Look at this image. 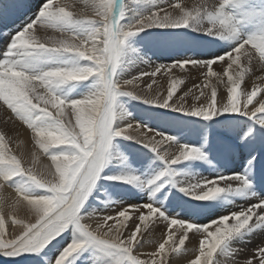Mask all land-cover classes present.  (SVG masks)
<instances>
[{
	"label": "snow or ice",
	"instance_id": "6c2138e0",
	"mask_svg": "<svg viewBox=\"0 0 264 264\" xmlns=\"http://www.w3.org/2000/svg\"><path fill=\"white\" fill-rule=\"evenodd\" d=\"M230 3L232 0H194L189 5L170 0L127 29H121L117 26L114 0H83L84 9L79 13L69 10L76 5L67 0H43L13 31L9 24L25 15L28 0H0V25L11 37L4 58L0 59V102L31 130L34 146L39 150V155L37 151L30 155L17 154L0 134V256L9 259L26 254L39 256L74 226L80 238L61 251L55 264H72L74 257L92 246L115 250L119 256L117 264H168L170 254L186 251L184 245L189 232L199 234L198 255L191 264H218L220 256L225 257L223 264L226 261L241 264L236 257L242 250L226 251V248L237 237L264 228V200L207 225L171 218L153 203L125 204L114 214L99 215L94 211L85 214V203L101 175L114 137L123 136L150 148L169 168L204 158L200 148L174 145L171 135L137 121L115 128L116 102L120 96L138 98L150 105L205 120L222 114H240L264 125V95L255 99L264 88L257 85L241 91L253 60L264 64V35L238 40L235 47L208 59L185 57L171 64L153 65L150 71H139L126 80L115 76L126 42L149 29L186 28L213 40L236 36L239 21L228 14ZM246 46L250 47L246 49ZM242 50L248 66L241 63ZM62 53L76 54L90 66L53 67L38 74L30 71L44 57ZM214 65L218 70H213ZM175 69L185 77H190L192 70L203 71L202 84L197 83L176 96L184 79L174 73ZM158 76L167 84L166 88L157 80ZM90 77L95 78L97 87L89 96L69 101L58 94V86ZM153 85L157 87L154 89ZM220 86L226 93L220 95L218 103ZM41 155L47 157V163L41 162ZM115 179L134 183L139 178ZM32 185L44 191H33ZM249 186L251 181L247 176L231 173L190 185L184 191L197 201L211 202ZM9 189L13 194H7ZM21 211L27 220L17 218ZM130 211L136 217L131 227L127 223ZM152 218L166 221L172 228L178 226L177 231L182 233L179 239L169 230L167 238L159 242L162 235L148 231ZM9 222L19 226V231L9 235ZM154 244H158L154 251L142 252ZM142 254L146 258H140ZM242 264H264V243Z\"/></svg>",
	"mask_w": 264,
	"mask_h": 264
},
{
	"label": "rangeland",
	"instance_id": "374dc122",
	"mask_svg": "<svg viewBox=\"0 0 264 264\" xmlns=\"http://www.w3.org/2000/svg\"><path fill=\"white\" fill-rule=\"evenodd\" d=\"M42 2L43 0H28L29 7L26 9L25 15L21 16L19 19L14 18V23L9 24V29L14 31L19 28L24 20L28 16H31ZM67 2L76 5L74 9H69L70 11L79 13L84 9L83 0H67ZM114 2L115 8H117L116 12L119 14L117 26L121 29H127V27L135 21L147 16L153 12L156 7L169 3L170 0H114ZM174 2L191 5L194 0H174ZM227 12L239 21L237 24L239 32L236 36H230L226 39L213 40L211 37H208L199 31L186 28H154L129 38L123 49L121 60L116 70V79L126 80L139 71H150V67L153 65L171 64L174 60L185 57L208 59L213 55L223 54L225 51L235 47L238 40L264 35V0H232V3L227 7ZM202 23L203 22H201V25ZM0 32L4 33V35H0V59H3L11 37L10 34L6 32L3 25H0ZM247 47L249 48L250 46ZM240 55L241 63L248 66L246 64V58L243 56V50ZM87 66H90V64L86 59L80 58L76 54L62 53L44 57V59L41 60L38 65L30 69V71L38 74L40 71L53 67L71 68ZM258 66L259 61L253 60L249 67V71L245 74L244 81L241 84L242 92L243 89L247 87L246 79L248 78V75L253 73L255 69L259 68ZM213 70H218L215 65L213 66ZM173 71L177 76L184 79V84L178 87L176 96L182 95L185 90L193 88L197 83L202 84L204 79L203 71L197 72L196 70H192L190 77H185L178 69ZM145 79H147V77H145ZM157 80L160 81L163 88L167 87V84L164 83L162 77L158 76ZM96 87L97 82L95 78L90 77L84 81L66 82L63 85L58 86L57 91L62 98L71 101L89 96L96 90ZM142 87L146 88V85H142ZM156 87L157 85H153L154 89ZM193 90L195 91V89ZM205 91L207 92L209 90L205 89ZM222 93H226V89H224L223 86H220L218 87V100ZM259 95L260 93L257 94V97ZM176 96H174V99ZM257 97L255 99H259ZM188 101L189 103L192 102L191 97L188 98ZM7 110L9 111L10 109H8L3 102H0V134H3L9 142V138L6 135L10 132L11 127L9 124L7 125L5 120V112H7ZM115 111L116 118L114 120V127L117 129L122 127V125L124 126L125 123H130V120L131 122L137 121L142 125H146L149 129H156L154 126L157 121H164V125H160L158 129L161 128L162 130V128H167L168 134L174 137V144L195 146L200 148L204 153V158L197 159L198 162L197 160L188 161L189 163H192H190L192 168L198 170L195 165L200 162H206V164L209 165V167L206 166V169L209 168L210 170L206 172L208 174H205L204 177H208L211 174L212 177H216L229 175L224 173L229 167H231L232 169L230 170L235 169L234 173L240 172L239 174L247 176L251 181V186L247 188H249L248 191H252L254 197L252 195L248 197L253 200L257 196L264 200V125L257 123L254 119L240 114H223L215 119L205 120L203 117H194L186 113H180L163 107L150 105L142 102L138 98L129 96H120L117 98ZM9 112L15 117L11 110ZM15 118L18 122L23 124V122L17 117ZM122 120L124 121L122 122ZM23 125L27 128L25 124ZM238 127H243L244 131L241 136H239V138H241L240 142L237 143L239 144V147H234V140L236 139L237 142L239 141L238 134L236 135V133H234V130ZM28 130L30 131V129ZM222 142L224 143V146L219 145ZM228 145H230V147ZM237 149H239V151L236 152L235 150ZM231 152L232 155L233 153L235 154L236 160L234 161V165L229 166V164H227L229 161L227 155L229 154V156H231ZM217 157L220 159L223 157V161L221 159V165L219 164V166L215 167L214 161ZM177 165H175L176 167L172 166L169 168L168 165L160 160L159 155L153 153L150 148L143 146L135 140L124 138L123 136L114 137L107 154L106 163L101 170V175L97 179V182L85 203V208L87 207L86 209H88L85 214L93 211L99 215L106 212L108 213L113 209L112 207L115 206V208H119L136 195L139 200L136 201V204L153 203L157 208L165 211V214L169 215L171 218L191 221L192 218L189 216L190 213L196 211L197 208H200V215L197 217L198 221H200L204 218L205 214L203 212L207 210L206 207L211 205V209L214 210L215 206L222 201L220 198L222 195L211 202L195 200L194 197L189 196L184 191V189L187 188V183H183V180L189 175V173L184 172V170ZM219 169L223 171V174L221 170L219 173L218 171L216 172V170ZM173 171L175 172L173 173ZM162 173H164L163 176L161 175ZM180 173L183 174V176H180ZM123 176H136L139 179L134 183H127L115 179ZM158 176L160 177L159 180L156 179ZM177 177H181V179ZM212 177H210V179ZM198 180L199 179H196L195 182L193 180L191 183H197L199 182ZM247 188H244L243 191H241L242 193L239 192L240 194H237L238 192L228 193L232 198L231 203L233 200L236 201L238 198H243L245 192H247ZM31 190L36 192L44 191L35 185L31 186ZM121 191H123L122 194H120ZM243 194L244 196H242ZM248 194L250 195L251 193ZM105 197H107V199ZM173 198L174 200L176 199L175 202L178 204L176 203L174 205L168 203L172 202ZM96 200H99L98 202H100V200L101 202L104 201L103 203L105 206L101 202V204L98 203ZM135 200L137 199L135 198ZM94 201H96L97 205ZM241 202L242 201H240V203ZM231 203H228L227 205ZM168 204L169 206H167ZM227 205L223 207L227 208ZM194 218L195 217H193V219ZM217 218H209L205 222H202V225H206L209 221L216 220ZM191 222L195 224L197 223L198 225L201 224L197 221ZM80 235L81 234L75 230L74 226H70L61 237L54 240L48 248L40 253L39 256L26 254L25 256H20L16 259H9L0 256V264H55L61 251L74 239L80 238ZM243 236L244 235L232 240L226 248V251L238 248H240L239 250H242V253L236 257V259L241 261V264L245 257L243 254L246 252H244L243 249L249 248L246 244L248 243L246 240L247 237ZM250 240L252 241V239ZM263 241L264 238L261 236L254 245L257 246ZM192 250L195 251L196 249L188 248L181 254H173H175V258H177V256L183 258V256L191 254ZM118 259L119 256L115 250H106L92 246L84 250L77 257H74L72 264H117ZM220 259H225V257L220 256L218 258V264L221 263ZM228 259L230 260L231 258Z\"/></svg>",
	"mask_w": 264,
	"mask_h": 264
},
{
	"label": "bare ground",
	"instance_id": "6f19581e",
	"mask_svg": "<svg viewBox=\"0 0 264 264\" xmlns=\"http://www.w3.org/2000/svg\"><path fill=\"white\" fill-rule=\"evenodd\" d=\"M118 5V4H117ZM120 8V7H119ZM170 10V9H169ZM115 11H117V8H115ZM119 11V10H118ZM171 11V10H170ZM118 15L119 14H117V12H116V20L118 19ZM121 15V14H120ZM118 23V22H117ZM248 47L246 46V49H247ZM259 68H257V69H255V71L253 72V73H250L249 75H248V78L246 79V86H247V88L249 89V90H251V88L252 87H255V86H257V85H259L260 87H262V88H264V79H261V77H264V65H262L260 62H259V66H258ZM122 74V73H121ZM118 78V77H117ZM125 80V79H124ZM252 82H254V83H252ZM250 83H252V84H250ZM96 84V83H95ZM250 84V85H249ZM260 93V95L257 97V98H260V96L261 95H264V92H258V94ZM219 101V100H218ZM255 103V102H254ZM10 111V110H9ZM8 110H7V112H5V120H6V123H7V125L9 124L10 125V127H11V130H10V132L8 133V135H6L8 138H9V144H10V146H11V148H12V150H13V152H15V153H17V154H21V153H23V154H26V155H30V153L31 152H33V151H37V154L39 155V150L38 149H36L35 148V146H34V141H33V139H32V133H31V130L29 131L23 124H21L20 122H18V120L14 117V116H12L11 115V113L9 112ZM223 115V114H222ZM124 118V117H123ZM121 119V118H120ZM215 119V118H214ZM128 120V119H127ZM124 120H122V122H123ZM130 122H131V120H130ZM164 121H157V123H156V125L154 126L156 129H153V130H156V131H158V132H161V133H165V134H168V129L167 128H162V130H161V128L160 129H158V127H160V125H164V123H163ZM126 124V123H125ZM124 124V125H125ZM230 124H232V123H230ZM120 125V124H119ZM227 125H229V124H227ZM122 127H123V125H122ZM168 127V126H167ZM120 128V127H119ZM171 128V127H170ZM150 129H152V128H150ZM173 129V128H172ZM3 131V130H2ZM5 131H7V130H5ZM243 131H244V128L243 127H238L237 129H235L234 130V133H236V135L238 134V138H239V136H241V134L243 133ZM172 132V131H171ZM169 135V134H168ZM7 138V139H8ZM227 140V139H226ZM240 140H241V138H239V141L237 142L236 141V139L234 140V142H233V144H234V147H239V144H237V143H239L240 142ZM233 141V140H232ZM245 143V142H244ZM226 144V143H225ZM174 145H178V144H174ZM220 146H224V143L222 142V143H220L219 144ZM215 146V145H214ZM229 147H230V145H228ZM232 147V146H231ZM236 149V148H235ZM174 150V149H173ZM220 150H221V148H220ZM225 150H228V149H225ZM230 151V150H229ZM234 151V150H233ZM232 151V152H233ZM236 152L237 151H239V149H237V150H235ZM226 152V151H225ZM232 152L230 153L231 154V156H229V154L227 155L228 156V163L227 164H229V166L231 165H234V161L236 160L235 159V154L233 153V155H232ZM220 153V152H219ZM218 154V153H217ZM214 156V155H213ZM216 156H218V155H216ZM220 156V155H219ZM222 156H224V155H222ZM215 157V156H214ZM232 157V158H231ZM223 158V157H222ZM221 158V159H222ZM220 158H215V167L216 166H219V164H220V160H221ZM40 160H41V162H43V163H47L48 162V160H47V157H44V156H40ZM210 161V160H209ZM222 161H223V159H222ZM193 162V161H192ZM197 162H198V160H197ZM203 162V161H202ZM120 163V162H119ZM191 163V162H190ZM188 161H186V162H182V163H179L177 166H179V167H181V169L182 170H184V172H188L189 173V175L183 180V183H187L186 184V187H188V186H190V185H194V184H197V183H200V182H202V181H204V180H208V178L210 179V177H212L211 175L210 176H208V177H204L205 176V174L207 175L208 173H206V172H208V170H210L209 168L208 169H206V166L207 167H209V165L208 164H206V162L205 163H197L195 166L198 168V170L197 169H194V168H192L191 166V164H190ZM195 163V162H194ZM208 163V162H207ZM116 165V164H115ZM221 165V164H220ZM241 166V165H240ZM176 167V166H175ZM225 167V166H224ZM253 167V166H252ZM36 168L37 169H39L40 168V165L39 164H37L36 165ZM126 168V167H125ZM210 168H212V167H210ZM219 168V167H218ZM230 169H232L231 167H229L228 168V170L227 171H225V173L224 174H231V173H234V170L235 169H233V170H230ZM153 170V169H152ZM174 170V169H173ZM220 170L221 169H219V170H216V172L218 171V173L220 172ZM179 171V170H178ZM238 171V170H237ZM175 171H173V173H174ZM181 172H183V171H181ZM183 172V173H184ZM211 172V171H210ZM214 172H215V170H214ZM221 172H222V174H223V171L221 170ZM170 173V172H169ZM172 173V174H173ZM240 173V172H239ZM178 174V173H177ZM181 174V173H180ZM186 174V173H185ZM184 174V175H185ZM216 174V173H215ZM180 176H183V174H181ZM223 176V175H222ZM226 176V175H225ZM103 177V176H102ZM173 178H174V176H173ZM177 178H180L181 179V177H177ZM183 178V177H182ZM108 179V178H107ZM110 179V178H109ZM113 179V178H112ZM192 179V180H191ZM196 179H199L198 181L199 182H197V183H191V182H193V180H194V182L196 181ZM121 181V180H120ZM183 183H181V184H183ZM170 184V183H169ZM118 186V185H117ZM180 186V185H179ZM221 186H223V182H221ZM171 187V186H170ZM174 187V186H173ZM251 188V187H250ZM178 189V188H177ZM248 189L249 188H247V192H245V196H244V194L242 195V196H244L243 198H238V199H236V201L235 200H233L232 201V203H231V200H232V198H231V196L227 193H225V194H223L220 198L222 199V201H220V203H218L216 206H215V208H214V210L213 209H211V205L210 206H207L206 207V211H204L203 213L205 214L204 215V218L203 219H201L200 221H198V215H200V208H197V210L196 211H194V212H192V213H190V218H192V220L191 221H197V222H199V223H201L200 225H202V222H205L206 220H208L209 218H217V217H222V216H225V215H228L229 213H231V212H234V211H238V210H240V209H243V208H245V207H247L249 204H254V203H256L258 200H262V199H260L259 197H255L253 200L250 198V197H248V196H253V194H252V191L251 190H249V191H251V192H249L248 191ZM178 191H179V189H178ZM241 191H243V190H241ZM241 191H239V192H241ZM112 192V191H111ZM111 192H110V194H111ZM151 192V191H150ZM237 193V194H240V193ZM123 193V191H121L120 192V194H122ZM182 193V192H181ZM233 193H236V192H233ZM242 193V192H241ZM248 193H251L250 195L248 194ZM254 193V192H253ZM7 194H13V190H11V189H9L8 190V192H7ZM104 195H105V193H104ZM113 195V194H112ZM116 195V194H115ZM255 195V194H254ZM146 196V195H145ZM175 196V195H174ZM238 196V195H237ZM260 196V195H259ZM148 197V196H147ZM178 197V196H177ZM235 197H236V194H235ZM254 197V196H253ZM261 197V196H260ZM106 199H107V197H105ZM135 198L137 199V200H135ZM140 198V197H139ZM176 198V197H175ZM184 198V197H183ZM123 199V198H122ZM144 199V198H143ZM177 199V198H176ZM175 199V200H176ZM103 200V199H102ZM135 200V201H134ZM175 200H174V198H173V201L172 202H168V203H170V204H176L177 202H175ZM97 201V200H96ZM96 201H94V203L97 205V203H96ZM99 201V200H98ZM97 201V202H98ZM136 201H139L138 200V197L135 195L130 201H128L127 203H125V204H136ZM152 201V200H151ZM225 201V202H224ZM240 201H242L241 203H240ZM100 202H101V200H100ZM100 202H98V203H100ZM104 201H102L101 203L104 205V203H103ZM100 203V204H101ZM120 203V202H119ZM228 203H231V204H229V205H227ZM91 204H93V203H91ZM123 204V203H122ZM124 204V205H125ZM140 204H143V203H140ZM156 204V203H155ZM178 204V203H177ZM214 204H215V202H214ZM233 204V205H232ZM99 205V204H98ZM112 205V204H111ZM225 205H227L228 207L227 208H224L223 206H225ZM231 205V206H230ZM105 206V205H104ZM119 206H120V204H119ZM167 206H169V204L167 205ZM93 207V206H92ZM111 207V206H110ZM87 208V207H86ZM113 209L110 211L111 213H115V211L118 209L117 207L115 208V206L114 207H112ZM120 208V207H119ZM193 208H195V207H193ZM160 209V208H159ZM168 209V208H167ZM88 210V209H87ZM169 210V209H168ZM179 210V209H178ZM180 210H182V209H180ZM99 212V211H98ZM106 212V211H105ZM144 212H145V214H147V209H144ZM202 212V211H201ZM212 212V213H211ZM103 214H108L107 212L106 213H103ZM103 214H101V215H103ZM183 215H184V213H183ZM193 217H195L194 219H193ZM17 218H21V219H26L27 220V217L25 216V213L23 212V211H21L19 214H18V216H17ZM185 218H187V217H185ZM10 219V218H9ZM136 219V217H135V214L134 213H132L131 211H130V219H129V221L127 222L128 224H129V226L131 227L132 226V221L133 220H135ZM212 220V219H211ZM152 221L153 222H151V223H149V228H148V231H153L154 232V235H156V236H161L162 235V239H160V241L159 242H163V239H166L167 238V234H168V231L169 230H171L174 234H175V236H176V238L177 239H179V237L181 236V232H179V231H177V228H178V226H176V228H172L171 226H169L168 225V223L166 222V221H160V220H156V218H152ZM137 223H139V221H137ZM229 223H232V221H229ZM197 224V223H196ZM204 224V223H203ZM206 224V223H205ZM208 224V223H207ZM206 224V225H207ZM7 227H8V232H9V235H12L14 232H18L19 231V226H15V225H12V224H10V222L8 223V225H7ZM144 235L145 236H147L148 235V233L147 232H145L144 233ZM199 234H196V235H194L192 232H189V240L188 241H186L185 242V245H184V248H186V249H188V248H194V249H196L195 251L194 250H192V253L191 254H188V255H186V256H183V258H181L180 256H177V258H181V259H177V258H175V254H170L169 255V257H168V264H191V261L192 260H194L195 258H196V256L198 255V240H197V236H198ZM263 237L264 238V228H260V229H257V230H255V231H252L250 234H246V235H244L243 237H247V241H248V243H246L247 244V246H249V248H247V249H243V251L245 252L244 254H243V256H245L244 258H243V261L245 260V259H247V258H250V257H248V256H252V253H253V250L258 246H256V245H254V243L255 242H257L259 239H260V237ZM200 239H202L203 237L201 236V237H199ZM244 239V238H243ZM250 239H252V241L250 240ZM241 240V239H240ZM251 242H250V241ZM246 241V242H247ZM236 242V241H235ZM262 243H264V241L262 242ZM262 243H260V244H262ZM237 244V243H236ZM259 244V245H260ZM246 246V247H247ZM158 247V244H154L152 247H148V248H145V249H143L142 250V252H150V251H154L156 248ZM238 249H240V248H238ZM242 253V252H241ZM1 258V257H0ZM140 258H146V256L145 255H141V257ZM225 259H220V262L221 263H219V264H223L222 263V261H224ZM229 260V259H228ZM226 264H228V261H226Z\"/></svg>",
	"mask_w": 264,
	"mask_h": 264
},
{
	"label": "clouds",
	"instance_id": "9594fccd",
	"mask_svg": "<svg viewBox=\"0 0 264 264\" xmlns=\"http://www.w3.org/2000/svg\"><path fill=\"white\" fill-rule=\"evenodd\" d=\"M61 103H62V101H61Z\"/></svg>",
	"mask_w": 264,
	"mask_h": 264
}]
</instances>
